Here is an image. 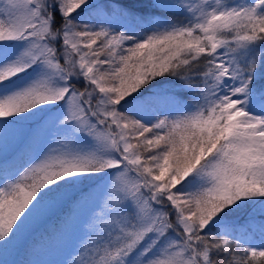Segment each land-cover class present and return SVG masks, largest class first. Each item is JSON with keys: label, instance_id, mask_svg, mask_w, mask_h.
<instances>
[{"label": "snow or ice", "instance_id": "snow-or-ice-1", "mask_svg": "<svg viewBox=\"0 0 264 264\" xmlns=\"http://www.w3.org/2000/svg\"><path fill=\"white\" fill-rule=\"evenodd\" d=\"M10 132L50 144L0 179V250L71 201L64 264H264V0H0Z\"/></svg>", "mask_w": 264, "mask_h": 264}, {"label": "trees", "instance_id": "trees-1", "mask_svg": "<svg viewBox=\"0 0 264 264\" xmlns=\"http://www.w3.org/2000/svg\"><path fill=\"white\" fill-rule=\"evenodd\" d=\"M112 2H118V0H112ZM24 140L15 141L16 145L4 153L1 151L3 146L0 145V179L6 175L14 178L17 172L27 167L29 158L23 149ZM9 143H12V140H9L6 145H10ZM73 206L71 201L66 202L56 213L39 222L24 241L10 247L7 251L0 250V264H26L25 261L32 253L45 247H52L62 234L61 225L65 217L71 216ZM257 230L249 228V231L259 238Z\"/></svg>", "mask_w": 264, "mask_h": 264}, {"label": "rangeland", "instance_id": "rangeland-1", "mask_svg": "<svg viewBox=\"0 0 264 264\" xmlns=\"http://www.w3.org/2000/svg\"><path fill=\"white\" fill-rule=\"evenodd\" d=\"M22 139L24 140V138L17 136L15 132H10L6 138L0 137V145L3 146L1 151L3 153L9 151L11 147L16 145L15 141ZM9 140H12V143L6 145ZM49 144L50 138L42 139L39 142L25 138L23 149L29 158L27 167L43 155ZM73 208L74 210L70 216L71 227L63 228L62 234L52 247H45L32 253L25 261L26 264H64V262L73 258L76 254L75 249L79 247L81 242H87V229L85 225L89 217V209L75 205ZM257 232L259 233L258 230ZM249 234L254 236L250 231ZM254 237L257 238L256 236Z\"/></svg>", "mask_w": 264, "mask_h": 264}]
</instances>
